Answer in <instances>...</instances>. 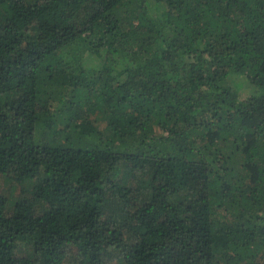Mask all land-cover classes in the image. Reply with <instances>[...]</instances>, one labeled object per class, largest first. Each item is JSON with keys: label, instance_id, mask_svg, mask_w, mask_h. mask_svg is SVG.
<instances>
[{"label": "trees", "instance_id": "obj_1", "mask_svg": "<svg viewBox=\"0 0 264 264\" xmlns=\"http://www.w3.org/2000/svg\"><path fill=\"white\" fill-rule=\"evenodd\" d=\"M0 264H264V0H0Z\"/></svg>", "mask_w": 264, "mask_h": 264}, {"label": "rangeland", "instance_id": "obj_2", "mask_svg": "<svg viewBox=\"0 0 264 264\" xmlns=\"http://www.w3.org/2000/svg\"><path fill=\"white\" fill-rule=\"evenodd\" d=\"M92 64H97V61L96 60H92V61H87L86 62V65L88 66V65H92ZM239 80V79H238ZM239 82H241V80H239ZM242 91H244V92H250V91H253L254 92V90H253V86H252V88L249 86V87H247V85H244L243 86V88H242ZM96 120V122L98 123V121H97V119H95ZM100 123V122H99ZM100 124H102V123H100ZM103 125V124H102Z\"/></svg>", "mask_w": 264, "mask_h": 264}]
</instances>
